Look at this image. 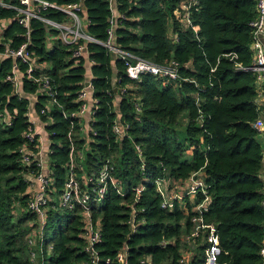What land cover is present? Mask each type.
<instances>
[{"label":"trees","instance_id":"trees-1","mask_svg":"<svg viewBox=\"0 0 264 264\" xmlns=\"http://www.w3.org/2000/svg\"><path fill=\"white\" fill-rule=\"evenodd\" d=\"M46 1L79 3L87 33L95 39L87 43L96 100L90 141L80 137V118L74 116L86 83L85 56L74 57L75 46L62 41L47 49L45 24L32 19L27 50L32 61L36 58L51 66L47 73L33 69L34 77L49 76L55 98L49 106L51 98L27 74L28 65L1 55L6 46L18 49L27 41V30L16 19L15 9L0 5V20L10 21L0 41V264H91L80 206L68 210L53 202L43 223L27 209L30 177L38 175L41 167L35 155L24 161L23 146L28 144L36 153L38 143L37 136L34 140L26 136L34 127L28 116L29 100L7 79L16 66L24 74L25 93L41 90L36 106L48 122L51 139V194L59 197L66 185L72 145L85 151L83 165L88 173L108 162L126 189L121 195L110 186L91 207L93 218L101 220L98 264H183L187 245L183 236L193 230V208L205 196H187L165 208L155 181L159 177L185 181L194 173H200L207 185L210 203L203 219L217 228L221 247L217 264H261L264 183L259 171L264 152L254 127L261 115L257 74L249 69L255 0H199L190 27L183 24L182 0H116L124 18L118 19L114 42L134 56L131 62L141 58L162 66L174 63L177 68L176 79L148 73L140 80L128 76V61L122 57L113 64L104 45L112 27L111 0ZM41 14L59 22L67 18L54 8ZM117 95L121 121L128 126L123 138L114 132ZM136 185L145 187L138 201L131 189ZM17 206L23 208L19 215ZM32 230L37 231L35 245L28 237ZM201 236L195 247L199 256L192 264L203 262L205 236ZM123 248L126 263L117 259Z\"/></svg>","mask_w":264,"mask_h":264},{"label":"built area","instance_id":"built-area-1","mask_svg":"<svg viewBox=\"0 0 264 264\" xmlns=\"http://www.w3.org/2000/svg\"><path fill=\"white\" fill-rule=\"evenodd\" d=\"M255 3L257 15L256 18L251 22V26L253 28V42L251 44L253 61L249 69L257 74V82H260L264 89V46L260 40V35L264 34V0H255ZM199 4V0L181 1L180 6L184 13L183 24L185 27L192 26V14L194 10L199 9ZM0 5L6 8L15 9L16 19L18 20L19 24H21L27 30V41H25L18 49L6 46L1 55H3L4 57H13L15 59H19L23 63L27 64V74L29 76H32L35 79V82L41 84V89L44 95L51 98L49 106L54 105V92L53 88L50 85L49 76L47 74L36 77L33 76L34 66L32 64L31 54L27 50L28 44L30 42L31 21L34 18L41 19L45 24L47 34L55 33L57 38L63 43L74 45L75 48L73 49V56L79 57L81 55H84V53L86 52L87 43L89 41H95L93 37L84 34L81 30L82 22L79 14L81 9L80 4L72 3L67 5H59L57 3H52L46 0H19V4L17 5L13 4L12 0H0ZM49 8H54L63 12L64 14H66L67 18L59 22L52 18L43 16L41 13ZM121 17L124 18V15H121ZM110 22L112 25V23L114 22L112 18ZM114 39V30L111 27L109 29V38L104 43V45L111 51L118 53L124 60L128 61L127 74L131 79L140 80L143 74L148 73L154 75L157 78H178L177 68L174 63H172L171 66H162L141 58H136L135 62H131V59L134 56L121 49L116 43H114ZM17 69L18 67L16 66V68L13 70V73L8 75L7 79L14 83L16 89L18 90L19 83L16 76ZM90 85L91 84H89L87 87L85 86V88L82 89L79 95L78 101L82 104L74 115L78 118H80L81 115H83L87 110L86 88H88ZM95 103L96 100L94 99V105ZM41 112L45 113V109H42ZM93 113L94 110L91 111L92 116ZM121 118V115H118L117 122L114 126V132L117 138H123L127 134L128 126L121 121ZM79 124L81 129L80 137L89 142V133L91 129L90 126L85 132L84 126L81 121H79ZM254 127L258 132H263L264 119L260 117L254 123ZM26 136L28 137V139L34 140V138L37 136L34 128H31L26 133ZM36 139L38 144H35V148H38L39 141L37 137ZM136 150L142 160V163H144L142 150L138 145L136 146ZM23 151L25 152V162H30L31 156L37 154L38 152H30V150L28 149V144H25L23 146ZM84 156V150L76 151L75 146L72 145L70 160L68 162V180L62 191L61 199H59V197H56L55 193L51 194L53 193V191L50 190V186H52V179L49 175H45L43 173L41 162L37 160L38 165L41 167V172L35 177L32 176L34 180L30 177L32 183L29 188V193L31 194V196L27 205V209L31 210L34 213H37L43 223L47 209L53 202H58L59 208L68 210H73L76 206H80L83 210L82 217L84 222L85 237L87 239L85 251L89 254L91 264H98V262L100 261V256L99 251L96 249V245L102 241L101 220H95L93 218L91 214V207L94 203H99L104 198L110 186L114 187L121 195L126 194V189L124 188L121 180H119L113 174L112 167L108 164V162L101 166L98 171L88 173L83 165ZM142 168H144V164H142ZM169 182L170 179L168 180L162 177L157 178L155 181L158 192L163 196V207L165 208H173L175 200H181L187 196L190 199H195L199 193H202L205 196L204 200L201 203L196 204L193 208V211L195 212V217L192 219L194 227L188 237L192 241L197 242L202 237L201 235L204 234L205 250L203 262L201 264H217L218 257L221 253L220 239L217 234V228L214 224H207L203 219V214L204 212L208 211L210 203V197L206 189L207 185L204 178L200 173L192 174L188 179V184L185 186L182 192H177L176 190H174L169 193ZM131 189L135 193V200L138 201L139 194L145 189V187L143 185H136ZM137 211V209H134L133 214H136ZM130 224L133 230H135V220H131ZM28 237L30 243L32 245H35L37 242V234L33 235L32 233H30ZM260 253L263 259L261 264H264V244L261 248ZM32 255L35 256V254ZM126 256V249L123 248L119 252L117 259L122 263H126ZM182 263L188 264L184 258L182 260Z\"/></svg>","mask_w":264,"mask_h":264},{"label":"crops","instance_id":"crops-1","mask_svg":"<svg viewBox=\"0 0 264 264\" xmlns=\"http://www.w3.org/2000/svg\"><path fill=\"white\" fill-rule=\"evenodd\" d=\"M111 8H112V19L114 21L111 26H112L113 30H115L116 27L118 26V19L121 18L122 13L118 9V5H117L116 0H111ZM79 14H80L81 22H82L81 30L84 34L89 35L87 33V30H86L87 23H88L87 19L85 16L81 15L80 12H79ZM9 24H10L9 20H0V41L3 38V33L5 30V27L8 26ZM260 40L264 46V34L260 35ZM58 41H60V40L57 38L55 33H48L47 34V40H46L47 49H49V50L53 49V47L57 44ZM110 52H111L112 58H113L112 62H113V64H115V60L117 58H119L120 55L116 52L111 51V50H110ZM84 56L86 58V64H85L86 82H89L91 84V80L93 77L91 68H92L93 62L91 60H89L87 50L84 53ZM32 64L36 69H39L41 71V73L42 72L47 73L48 70L51 68L50 64H48V63H38L36 58L33 59ZM16 76H17L18 83H19V87H18L17 91L29 100L28 116H29L30 121L34 125L33 128H34V131H35V133L38 137V141H39L38 152H37V154H35V159L41 162L43 173L45 175H49L50 174L51 139H50L49 132L46 128L48 122H45L42 120L41 116L39 115V113L37 111V106H36L37 102H38V96H39L41 90L38 91L36 94L25 93L24 89H23L24 74L20 70L17 69ZM85 86L87 87L88 85H85ZM86 91H87V97H86L87 110L80 117V121L82 122V124L84 126L85 132L88 130V128L90 126V122L92 120L91 111L93 110V107H94V90H93L92 85H90L88 88H86ZM257 91H258V96H257L256 102L261 109L260 117L264 119V89H263V86L260 82H257ZM120 102H121V96L117 95V97L115 99V110L117 111L118 115H121ZM6 119L8 120L9 118H6ZM83 136H84V134H83ZM258 141L260 142L262 148L264 149V131L261 133L259 132ZM259 176L263 180V183H264V158H263L261 169L259 171ZM31 179L34 180L33 177H31ZM187 184H188V180H185V181L178 180L177 181V180H173L170 178V182L168 184V189H170L169 193L174 191V190H176L177 192H182ZM17 207L20 208L19 206H17ZM188 235L183 236V241H185V243L187 245H186L185 250L183 251L182 255L188 264H192L193 260L199 256V253L195 248L197 243L195 241H192L188 237ZM203 256L204 255L202 254L201 258H203Z\"/></svg>","mask_w":264,"mask_h":264},{"label":"rangeland","instance_id":"rangeland-1","mask_svg":"<svg viewBox=\"0 0 264 264\" xmlns=\"http://www.w3.org/2000/svg\"><path fill=\"white\" fill-rule=\"evenodd\" d=\"M59 199H61V195L59 196ZM21 207V206H20ZM15 212L17 213V215H19V214H21L22 212H23V208H16L15 209ZM31 233L33 234V235H36L37 234V231L36 230H32L31 231ZM53 233V232H52ZM51 242H52V240H51Z\"/></svg>","mask_w":264,"mask_h":264},{"label":"water","instance_id":"water-1","mask_svg":"<svg viewBox=\"0 0 264 264\" xmlns=\"http://www.w3.org/2000/svg\"><path fill=\"white\" fill-rule=\"evenodd\" d=\"M90 83L89 82H86L85 85H89Z\"/></svg>","mask_w":264,"mask_h":264}]
</instances>
